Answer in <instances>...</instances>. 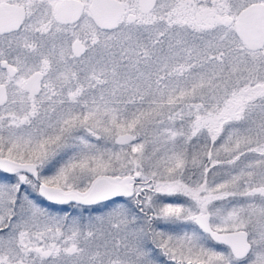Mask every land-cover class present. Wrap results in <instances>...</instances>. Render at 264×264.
Wrapping results in <instances>:
<instances>
[{
	"label": "snow or ice",
	"instance_id": "1",
	"mask_svg": "<svg viewBox=\"0 0 264 264\" xmlns=\"http://www.w3.org/2000/svg\"><path fill=\"white\" fill-rule=\"evenodd\" d=\"M0 264H264V0H0Z\"/></svg>",
	"mask_w": 264,
	"mask_h": 264
}]
</instances>
